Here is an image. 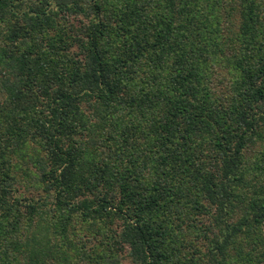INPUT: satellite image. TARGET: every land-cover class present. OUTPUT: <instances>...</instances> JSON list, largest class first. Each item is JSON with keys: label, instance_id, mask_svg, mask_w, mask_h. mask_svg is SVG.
I'll return each instance as SVG.
<instances>
[{"label": "trees", "instance_id": "16d2710c", "mask_svg": "<svg viewBox=\"0 0 264 264\" xmlns=\"http://www.w3.org/2000/svg\"><path fill=\"white\" fill-rule=\"evenodd\" d=\"M0 264H264V0H0Z\"/></svg>", "mask_w": 264, "mask_h": 264}, {"label": "rangeland", "instance_id": "374dc122", "mask_svg": "<svg viewBox=\"0 0 264 264\" xmlns=\"http://www.w3.org/2000/svg\"><path fill=\"white\" fill-rule=\"evenodd\" d=\"M37 154H38V153H37ZM37 154H36V155H37Z\"/></svg>", "mask_w": 264, "mask_h": 264}]
</instances>
